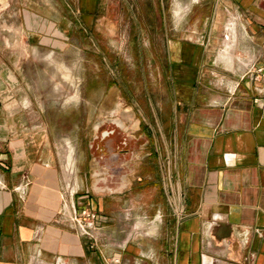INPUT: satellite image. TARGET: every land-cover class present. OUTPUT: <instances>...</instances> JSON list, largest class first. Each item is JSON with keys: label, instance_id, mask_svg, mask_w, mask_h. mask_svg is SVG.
I'll return each mask as SVG.
<instances>
[{"label": "crops", "instance_id": "0c3cea01", "mask_svg": "<svg viewBox=\"0 0 264 264\" xmlns=\"http://www.w3.org/2000/svg\"><path fill=\"white\" fill-rule=\"evenodd\" d=\"M122 1L164 34L142 44L166 45L158 69L105 89L132 100L139 84L137 107L153 109V166L140 182L153 194L69 192L46 149L0 135V264H264V0ZM83 208L96 218L83 224Z\"/></svg>", "mask_w": 264, "mask_h": 264}, {"label": "rangeland", "instance_id": "374dc122", "mask_svg": "<svg viewBox=\"0 0 264 264\" xmlns=\"http://www.w3.org/2000/svg\"><path fill=\"white\" fill-rule=\"evenodd\" d=\"M99 4L89 14L77 10L76 0H0V135L33 140L35 149H46L61 165L68 140L78 178L70 186L112 188L126 200H142L154 190L139 180L153 166V109L137 107L135 100H143L139 84L132 100L120 86L105 89L128 71L158 69L153 54H164L166 45L141 42L164 34H154L151 14L124 12L122 0ZM70 82L77 84V99L69 98Z\"/></svg>", "mask_w": 264, "mask_h": 264}, {"label": "bare ground", "instance_id": "6f19581e", "mask_svg": "<svg viewBox=\"0 0 264 264\" xmlns=\"http://www.w3.org/2000/svg\"><path fill=\"white\" fill-rule=\"evenodd\" d=\"M185 8V7H184ZM179 11V10H178ZM182 11V10H181ZM184 11V10H183ZM182 17V16H181ZM228 51V50H226ZM227 54V53H225ZM230 56V54H229ZM51 57V56H50ZM232 57V56H231ZM52 58V57H51ZM68 66V65H67ZM66 67V66H65ZM62 70V69H61ZM63 72V71H62ZM66 74V73H64ZM71 76V75H70ZM72 77V76H71ZM71 83V82H70ZM69 83V84H70ZM72 88L74 90L73 94L69 97L71 99H77L79 97L78 94V88H77V84L76 82H72L71 83ZM64 148V156L62 155L63 158V164H62V168L64 171V177H65V181L67 183L68 190L69 192L72 191L76 185V180H75V151H74V145L72 143H70L68 140L66 142H64V146H62ZM62 148V150H63ZM62 153V152H61ZM61 156V155H60ZM61 160V159H60ZM73 181V185L74 186H70V181ZM67 205V204H66ZM71 205V204H70ZM73 207V206H72Z\"/></svg>", "mask_w": 264, "mask_h": 264}, {"label": "built area", "instance_id": "2783aa9c", "mask_svg": "<svg viewBox=\"0 0 264 264\" xmlns=\"http://www.w3.org/2000/svg\"><path fill=\"white\" fill-rule=\"evenodd\" d=\"M258 72H259V74H257V75H259L260 77H264V66L260 67L258 69ZM96 216H97V214L94 210H90L89 208H83L78 217H80V218L82 217L81 222L84 224L86 218L89 220H93L96 218Z\"/></svg>", "mask_w": 264, "mask_h": 264}, {"label": "flooded vegetation", "instance_id": "af4514ba", "mask_svg": "<svg viewBox=\"0 0 264 264\" xmlns=\"http://www.w3.org/2000/svg\"><path fill=\"white\" fill-rule=\"evenodd\" d=\"M108 135H109V134H108ZM142 177H144V175H143ZM142 177H140V178H139V180H140V181H141V180H143V178H142Z\"/></svg>", "mask_w": 264, "mask_h": 264}]
</instances>
